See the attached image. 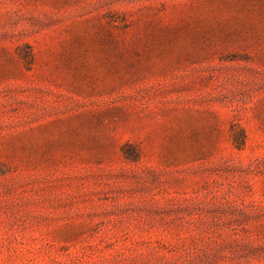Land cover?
Returning a JSON list of instances; mask_svg holds the SVG:
<instances>
[{
    "label": "rangeland",
    "instance_id": "374dc122",
    "mask_svg": "<svg viewBox=\"0 0 264 264\" xmlns=\"http://www.w3.org/2000/svg\"><path fill=\"white\" fill-rule=\"evenodd\" d=\"M0 264H264V0H0Z\"/></svg>",
    "mask_w": 264,
    "mask_h": 264
}]
</instances>
